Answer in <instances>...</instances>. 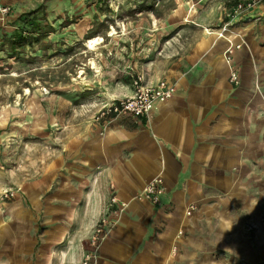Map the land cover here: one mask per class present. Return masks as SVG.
<instances>
[{"label": "crops", "instance_id": "obj_1", "mask_svg": "<svg viewBox=\"0 0 264 264\" xmlns=\"http://www.w3.org/2000/svg\"><path fill=\"white\" fill-rule=\"evenodd\" d=\"M193 13L166 19L187 33L162 57L145 59L157 45L148 39L130 53L146 84L175 85L148 116L88 121L50 110L45 127L59 123L57 147L50 138L14 199L0 200V264H81L101 216L113 228L97 264H264V0L223 36L207 30L216 19L180 24ZM231 43L240 44L232 54L238 84L223 56ZM114 72L107 81L119 87L103 103L132 95L131 76L142 73ZM155 177L165 186L158 204L139 197ZM112 195L122 211L109 205Z\"/></svg>", "mask_w": 264, "mask_h": 264}, {"label": "rangeland", "instance_id": "obj_2", "mask_svg": "<svg viewBox=\"0 0 264 264\" xmlns=\"http://www.w3.org/2000/svg\"><path fill=\"white\" fill-rule=\"evenodd\" d=\"M235 1L8 0L10 17L0 22V200L14 199L22 178L49 153L50 138L57 147L59 123L45 127L51 109L57 118L64 114L88 121L96 118L106 104L101 101L107 90L119 87V82L111 85L107 81L108 76L113 77L112 70L114 77L126 79L129 72L144 73V64H135L130 57L147 45L146 39L151 46L157 44L145 54V59L154 61L164 45L185 37L184 27L168 28L171 21L166 19L173 10L182 15L194 9L180 24L216 19L207 30L217 32L233 23L230 14ZM25 13L40 23L31 34L37 38L13 49L9 36ZM144 28L147 30L141 34ZM93 36L101 40L90 47L87 41ZM45 111H49L48 117ZM8 191L13 195L5 197Z\"/></svg>", "mask_w": 264, "mask_h": 264}, {"label": "built area", "instance_id": "obj_3", "mask_svg": "<svg viewBox=\"0 0 264 264\" xmlns=\"http://www.w3.org/2000/svg\"><path fill=\"white\" fill-rule=\"evenodd\" d=\"M263 0H236L231 8L232 22L238 21L245 17L253 8L258 6ZM11 14V6L3 3L0 0V22H4ZM228 25L224 24L217 34L223 36V33L228 30ZM240 44H229L223 51L225 62L229 67L228 80L232 84H238L239 78L237 69L233 65L232 54L235 49L239 48ZM133 93L130 96L113 100L102 105L97 111L96 118L105 119L106 117H118L122 115L133 116H148L154 105L159 102L168 100L175 90L173 83L166 81H159L156 85L146 84L142 75H135L132 78ZM165 192V186L161 177H155L148 181L142 189L139 197L149 201L152 204L160 202L161 195ZM5 197L13 195L12 191L5 192ZM109 205H115V210L122 211L125 208V203L119 201L115 195L109 199ZM195 208L190 204L187 213L190 214ZM113 228V224L105 217L101 216L93 226V231L90 237V249L85 251L81 264H97V250L99 243H101Z\"/></svg>", "mask_w": 264, "mask_h": 264}, {"label": "trees", "instance_id": "obj_4", "mask_svg": "<svg viewBox=\"0 0 264 264\" xmlns=\"http://www.w3.org/2000/svg\"><path fill=\"white\" fill-rule=\"evenodd\" d=\"M33 11L30 13L32 14ZM29 13L21 15V22L18 25H15L13 30L10 33L9 38L11 39L10 44L14 49L17 46H22L25 44H30L34 37L32 32H37L39 29L40 23L37 17L30 16ZM33 38V39H32Z\"/></svg>", "mask_w": 264, "mask_h": 264}, {"label": "bare ground", "instance_id": "obj_5", "mask_svg": "<svg viewBox=\"0 0 264 264\" xmlns=\"http://www.w3.org/2000/svg\"><path fill=\"white\" fill-rule=\"evenodd\" d=\"M101 39L99 37L93 36L90 37L89 40L87 41V43L89 44V46L91 47L92 45L99 43Z\"/></svg>", "mask_w": 264, "mask_h": 264}]
</instances>
